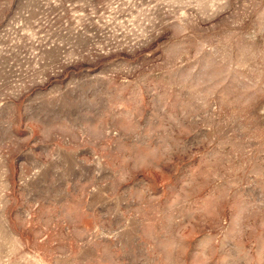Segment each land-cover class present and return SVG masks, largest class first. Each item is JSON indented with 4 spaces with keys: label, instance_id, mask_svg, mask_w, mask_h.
Returning <instances> with one entry per match:
<instances>
[{
    "label": "rangeland",
    "instance_id": "rangeland-1",
    "mask_svg": "<svg viewBox=\"0 0 264 264\" xmlns=\"http://www.w3.org/2000/svg\"><path fill=\"white\" fill-rule=\"evenodd\" d=\"M0 264H264V0H0Z\"/></svg>",
    "mask_w": 264,
    "mask_h": 264
}]
</instances>
